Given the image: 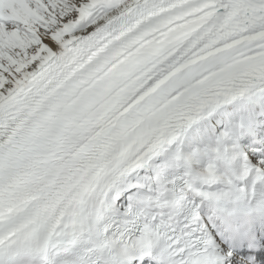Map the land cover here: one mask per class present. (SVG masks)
Returning <instances> with one entry per match:
<instances>
[{"label": "snow or ice", "instance_id": "obj_1", "mask_svg": "<svg viewBox=\"0 0 264 264\" xmlns=\"http://www.w3.org/2000/svg\"><path fill=\"white\" fill-rule=\"evenodd\" d=\"M0 264H264V0H0Z\"/></svg>", "mask_w": 264, "mask_h": 264}]
</instances>
